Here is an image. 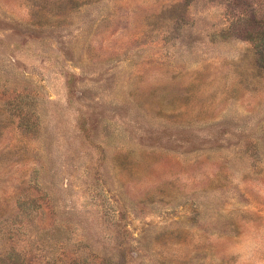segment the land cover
Segmentation results:
<instances>
[{"label": "rangeland", "instance_id": "obj_1", "mask_svg": "<svg viewBox=\"0 0 264 264\" xmlns=\"http://www.w3.org/2000/svg\"><path fill=\"white\" fill-rule=\"evenodd\" d=\"M0 264H264V0H0Z\"/></svg>", "mask_w": 264, "mask_h": 264}]
</instances>
